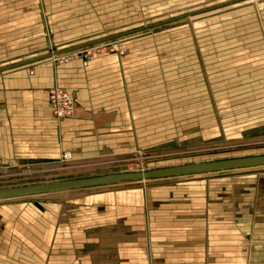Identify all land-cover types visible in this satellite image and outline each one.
<instances>
[{
  "label": "crops",
  "instance_id": "obj_1",
  "mask_svg": "<svg viewBox=\"0 0 264 264\" xmlns=\"http://www.w3.org/2000/svg\"><path fill=\"white\" fill-rule=\"evenodd\" d=\"M126 1L94 3L97 13L91 12L89 16L100 18L89 20L91 28L87 33L91 38L76 37L73 41L85 40L25 57L30 43L24 2L20 0L21 7H11L10 0H0L1 165L13 166L32 159L53 160L65 149L74 150V155L81 158L101 152L143 150L156 146L163 135L172 131L156 124L163 116L178 113L177 108H169L172 93L168 92V85L175 81L171 75L161 74L175 68L178 51L174 52L176 49L168 44L169 40L162 47L168 60L164 64L166 69L159 67L157 48L152 49L151 42L131 41L127 43L128 56L107 53L86 69L78 60L54 68L48 62L51 57H46L49 51H66L58 54L68 55L87 42L107 38L116 41L115 37L140 32L141 28L101 33L103 24L116 25L122 20L121 9ZM243 1L246 0H238ZM232 2L210 10L231 6ZM90 9L94 11L93 6L88 8L89 12ZM203 12L174 19L183 20ZM190 46L185 45L187 51ZM184 56L180 54L178 58L190 66L191 59H183ZM11 67L15 69L9 70ZM54 86L74 96L79 114L75 119L57 121L52 114L47 98L48 90ZM117 160L108 162L117 165ZM151 187L154 188L150 197L144 198V204L139 198L142 191L137 190L87 198L90 204L84 203L83 212L70 213V220L79 219L74 227L70 220L62 219L64 211L58 204L0 202V264H94L81 252L98 245V239L87 234L88 229L103 232L105 228L123 224L133 237L142 226L139 218L143 216L148 259L143 262L138 258L139 244L131 239L118 243V262L97 264H264L261 263L264 246L253 253L245 244V239H249L246 227L244 222L237 224L245 218L232 217L230 204L212 197L208 185L203 186L197 180L171 179Z\"/></svg>",
  "mask_w": 264,
  "mask_h": 264
},
{
  "label": "rangeland",
  "instance_id": "obj_2",
  "mask_svg": "<svg viewBox=\"0 0 264 264\" xmlns=\"http://www.w3.org/2000/svg\"><path fill=\"white\" fill-rule=\"evenodd\" d=\"M231 1L235 0L123 2L122 20L116 25L103 24L101 33L106 34L108 30L129 32L141 28L140 32L130 33L119 39L115 37L116 41L107 38L101 40L102 42H87L79 45L77 51L67 56L84 54L82 56L90 58L91 61L84 67L86 69L90 63H94L107 53H118L122 58L128 56L127 43L129 45L131 41L151 42L149 46L152 49L157 48L159 67L163 66L162 69H166L164 64L168 60L166 50L162 47L169 40L168 44H173L176 49L174 52L178 51L175 52V68L161 71V74L171 75L172 81H175L174 84L168 85V92L170 95L172 93L169 108H177L178 113L163 116L156 124L165 129L172 128V131L163 135V139L156 146L143 150L137 148L120 153L101 152L90 158H81L77 154L74 155V150L65 149L62 152L64 155L53 160L32 159L13 166L0 164V189L120 174L122 165H126L130 172H148L229 158L264 156V150L260 151L253 147L264 145V0H246L231 3V6L220 7L214 11L210 10ZM23 2L30 43L29 51L23 54L25 57L85 40L73 41L76 37L91 38L88 36L92 35L87 33L91 28L89 20L100 18L89 16L91 12L97 13L94 3H98V0H23ZM10 3L11 7L22 6L20 0H10ZM92 6L94 11L90 9L89 12L88 8ZM200 12L203 13L183 20L174 19L184 14ZM85 33L87 34L83 35ZM187 43L191 45L189 51L185 48ZM84 47L86 49H83ZM49 52L51 53L46 57L53 60L48 62L54 68L62 65L64 61L61 62V58L64 55L53 56L58 53L64 54L66 51ZM179 53L185 55L183 59H191L190 66H186L178 58ZM53 88L57 86L51 89ZM77 116L79 114L75 110L74 116L68 119H75ZM200 150L206 154H197ZM66 152L71 154L72 160L66 159ZM141 156H147V160L151 159L148 163L139 164L137 158ZM115 159L119 161L117 165L116 162H108ZM220 176L184 177L173 181H202L203 186H209L212 197H218V201L221 200L223 204H230L229 211L232 217L245 218L237 224L244 222L246 227L244 231L249 235V239H245V244L248 243L254 253L259 246H264V168ZM170 180L122 182L106 187L5 200L3 203L34 202L35 205L38 202L55 203L63 208L62 219L70 220V213L83 212L84 203L90 204L87 200L89 197L137 190L142 191L139 198L144 204V198H149L154 188L151 187L152 184L162 185ZM93 215L98 216L94 213ZM78 220H70L71 225H76L75 222ZM139 221L142 226L138 227L137 234L133 237L129 235V227L123 224L111 226V229L105 228L107 230L103 232L88 229L87 234L96 237L99 243L81 251L82 254L94 264L116 263L120 246L118 243L133 239L132 242L139 244L138 258L144 262L149 255L148 234L144 216L140 217ZM253 257L255 259L257 255Z\"/></svg>",
  "mask_w": 264,
  "mask_h": 264
},
{
  "label": "water",
  "instance_id": "obj_3",
  "mask_svg": "<svg viewBox=\"0 0 264 264\" xmlns=\"http://www.w3.org/2000/svg\"><path fill=\"white\" fill-rule=\"evenodd\" d=\"M11 69L15 68L11 67L9 70ZM262 168H264V156L229 158L135 173L128 172L127 167L122 166L120 174L0 189V201L34 197L35 195H48L49 193H60L63 191H74L77 189H89L92 187H106V185H117L122 182L135 183L150 180H177L184 177L208 175L223 176L231 172L252 171Z\"/></svg>",
  "mask_w": 264,
  "mask_h": 264
},
{
  "label": "built area",
  "instance_id": "obj_4",
  "mask_svg": "<svg viewBox=\"0 0 264 264\" xmlns=\"http://www.w3.org/2000/svg\"><path fill=\"white\" fill-rule=\"evenodd\" d=\"M71 58V59H70ZM73 60H78L81 62L83 67H86L87 64L89 63L88 61H91L90 58H86L85 56H82L81 54H76L73 56H67L64 55L63 58H61L62 65L68 64L72 62ZM51 91H59L56 93H50ZM65 92V89L62 87H59V89H49V96H48V101L50 104V108L52 109V114L56 117V119L60 120L62 117H67V116H73V106L71 102L63 103L60 99L59 93ZM65 98H70L68 94H64ZM66 119V118H65ZM67 154V152H66Z\"/></svg>",
  "mask_w": 264,
  "mask_h": 264
},
{
  "label": "bare ground",
  "instance_id": "obj_5",
  "mask_svg": "<svg viewBox=\"0 0 264 264\" xmlns=\"http://www.w3.org/2000/svg\"><path fill=\"white\" fill-rule=\"evenodd\" d=\"M235 2H238V0L237 1H233L232 3H235ZM229 5V4H228ZM79 47V46H78ZM83 49H86L85 47L83 48ZM105 51V50H104ZM74 52V51H73ZM72 52V53H73ZM86 54V53H85ZM61 54H56V56L54 55L53 57H58V56H60ZM81 55H84V54H81ZM53 60V59H52ZM53 89H55V90H57V89H59L58 87L57 88H53ZM56 92H59V91H51L50 93H56ZM68 94L69 96H70V98H65V97H63V96H65L64 94ZM59 95H60V99H61V101L63 102V103H67V102H71V104H72V106H73V112L75 113V109H76V104H75V100H74V97L70 94V93H68L66 90H65V92H61V93H59ZM48 96H49V92H48ZM74 113H73V116H74ZM73 116H67V117H62V118H60V120H63V119H65V118H72ZM56 118V117H55ZM58 120V119H57ZM59 120V121H60ZM253 147H255V149H257V150H260V151H263L264 150V145L262 144H260V145H255V146H253ZM202 150H200V152H198L197 154H206V152H201ZM209 152V151H208ZM67 156H66V159H68L69 161L70 160H72V158H71V154H66ZM152 156V155H151ZM147 157V156H146ZM146 157L145 156H141V157H138L137 159H139V160H137V162L139 163V164H143L142 162H146V163H148V160H150L151 158H149L148 160L146 159ZM149 157H150V155H149ZM143 158H145L144 159V161H143ZM158 158V157H157ZM153 159V158H152ZM160 159V158H159ZM154 160V159H153ZM66 162V161H65ZM124 163V162H123ZM126 163V162H125ZM133 163H135V162H133ZM90 165V164H89ZM122 166H126V165H122ZM121 166V167H122ZM57 167V166H56ZM121 167H120V171H121ZM127 167V166H126ZM63 168V167H62ZM53 169H54V166H53ZM127 169H128V167H127ZM128 172H130V171H128ZM135 172H137V171H135ZM135 172H130V173H135ZM139 172V171H138ZM145 182V181H144ZM125 183H129V182H125ZM27 198H29V197H27ZM10 200H12V199H10ZM16 200V199H15ZM0 202H3V201H0Z\"/></svg>",
  "mask_w": 264,
  "mask_h": 264
}]
</instances>
